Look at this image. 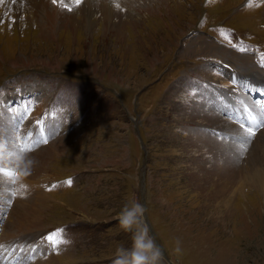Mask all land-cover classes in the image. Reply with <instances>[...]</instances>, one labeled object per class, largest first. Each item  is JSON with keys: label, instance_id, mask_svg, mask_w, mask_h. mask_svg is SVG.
Listing matches in <instances>:
<instances>
[{"label": "rangeland", "instance_id": "obj_1", "mask_svg": "<svg viewBox=\"0 0 264 264\" xmlns=\"http://www.w3.org/2000/svg\"><path fill=\"white\" fill-rule=\"evenodd\" d=\"M8 1L0 0V151L15 164L0 170V256L11 253L0 264H112L131 245L118 214L134 200L161 264H264V0H115L120 28L106 32L100 9L83 1L75 24L49 33L28 19L26 0H10L18 12ZM48 1L72 13L65 0ZM244 99L262 111L259 125L246 110L259 128L237 126ZM198 129L230 144L236 166L200 149ZM41 152L29 171L26 159ZM215 162L221 193L210 199ZM43 196L23 233L8 227Z\"/></svg>", "mask_w": 264, "mask_h": 264}, {"label": "bare ground", "instance_id": "obj_2", "mask_svg": "<svg viewBox=\"0 0 264 264\" xmlns=\"http://www.w3.org/2000/svg\"><path fill=\"white\" fill-rule=\"evenodd\" d=\"M26 1L30 5V7L32 5V8L34 10V11L27 12V13H30L32 15V17L31 18H28V19H31V20L33 19V22H34L33 24L36 25V27L39 29L40 33H47V32L49 33L51 30H54L55 27H58V26L65 27V26H68V25L72 24V22L73 23L76 22V20H75L76 14L78 12L82 14L83 9L80 8V7H83V6H81L82 3H83V1H85V3L88 6H89V4L90 5H93L94 4L95 5L94 7H97V8L100 9V14L102 15V18H103V24H102L103 31L106 32V31L111 30V29L114 30V31H118V29L120 28L118 26V28L115 29L114 28V25L115 24L112 23V20L114 18L119 19L120 18V14H121V13L118 12L119 3H117L115 0H105V6H103V5L101 6V5H99V3L96 4V2L93 3V2H91L89 0H81V2L79 4L77 3V0H65V2L67 4L70 3V5H71L72 13H70V14L68 12H66L61 7H57V8L49 7V4H48L49 1L48 0H26ZM131 1L132 0H121L120 1V4L125 5V7H127V4L130 3ZM150 1H152L154 3V4H152V7H154L156 5V3H158V0H150ZM11 2L9 0L7 3L6 2L5 3H6V5L8 6V8L10 10L15 11L17 9V7L14 6V5L12 6L11 5L12 4ZM17 2H18V0H17ZM263 7H264V4H263ZM20 8H19V10H20ZM84 9H85V7H84ZM88 10H90V9H88ZM148 10H150V9H148ZM86 12H89V11H85V13ZM90 12H92V11H90ZM125 12H126V10H125ZM17 14H19V13H17ZM30 14H28V15H30ZM40 15H44V18L41 21L40 20H37V19H34V17H37L38 18V16H40ZM126 15H129V14L126 13ZM45 18H46V20H45ZM80 19L82 20L83 18L80 17ZM56 22H58L59 24L56 23ZM83 22H86V21L83 20ZM226 56H228V55H226ZM249 102H250V100L244 99V105L243 106H241L238 103V105L240 106V109L239 110L243 113V115L240 114V112H238V107L234 106V108H237L236 110H234V115H235V118L237 119V124H238L237 126L246 128V130H247V128L250 125L253 126V127H255V128L258 127V125H256L250 118H247V116H246V110L252 111V113L257 118H259V125H260V123L263 124V121H262V111H260V109H257L256 107H253V106H251L250 108H245V106ZM201 107L203 108V105ZM200 111H202V109ZM203 115L205 116V112H203ZM227 127L230 128V125L227 126ZM231 128L233 129V127H231ZM232 129L229 130V133L231 135L230 139L234 140L233 138H236L237 137L238 132L236 130H232ZM248 130L250 132L251 129H248ZM192 133H193L194 137L197 139L196 141H197V145L199 146V148L202 149V150H204V151H206V152H208L209 154H211L214 157V160H217L218 158L221 159V155L227 156V154H232V152H230V150H234V148L232 146H230V144H225V143H221L220 144V143L216 142L215 140H212L209 135L204 134L200 129H198V130H192ZM257 136H258V138H264V130L262 132H260ZM244 137H246V135ZM233 146H235V148H238L239 147V142L236 140V143ZM1 147H3V146H1ZM7 149H9V148H7ZM6 151H8V150H6ZM6 151L5 152L0 151V170H4L5 172H7V173L10 174L13 171V166L15 164V160L13 159L14 160L13 161L12 159H10V156L12 155L11 154L12 152L10 153V152H6ZM44 156H45V153H42L41 152V153L35 154L34 156L28 157L26 159L27 169H29V171H31L34 167H35L34 170L37 169V168H39L40 165H41L42 159H44L43 158ZM216 162L220 163L219 161H216ZM216 162H215V164H216ZM225 162L227 163V165H232V166L235 165V163H236L233 160L232 157H228V158L225 157ZM203 164H205V163H203ZM225 171H226V168H225ZM202 173H204V172H202ZM209 176H211V177L213 176V178H216V180H214L216 182L215 183L213 182L215 184V186L213 185L215 187V192L213 193V195L211 194L210 197L208 196L210 199H213V198L217 197L219 195V193H221V187H220V185H221V182H220L221 181V166L219 164H216V166H214L213 168H211V170L209 171ZM6 179H7V176L0 177V182L3 183V184H6ZM42 199H44V196L38 202H33V203L31 202L32 204H31L30 207H33V208H31V209L29 208L30 210H28V212L23 213V215H21V216H18L17 215L18 217L17 218H14L12 220V222H10L8 224V227L10 226V229H17V232H20V233H21V230H22V233H23L24 232L23 230L25 229L24 227H26V223H28V221H29V223H32L33 220H36L39 217V215H40V210L39 209H41L42 208V205H43V202H42L43 200ZM17 208H19V207H17ZM33 210H35V211H33ZM31 212H32V214L30 215ZM26 216H28V217L25 218ZM35 223H37V222L35 221ZM35 223H33V225ZM36 226H37V224H36ZM10 254H11L10 252H6L5 254H4V252H2L1 253V256H0V260H4L5 258L7 259V257L10 256ZM10 259H12V258H10ZM4 263H5V261H4Z\"/></svg>", "mask_w": 264, "mask_h": 264}, {"label": "clouds", "instance_id": "obj_3", "mask_svg": "<svg viewBox=\"0 0 264 264\" xmlns=\"http://www.w3.org/2000/svg\"><path fill=\"white\" fill-rule=\"evenodd\" d=\"M145 206L138 200L126 203L118 214L121 230L131 234L130 247L117 248L112 264H161L164 254L145 221ZM181 252L180 241L174 249Z\"/></svg>", "mask_w": 264, "mask_h": 264}, {"label": "snow or ice", "instance_id": "obj_4", "mask_svg": "<svg viewBox=\"0 0 264 264\" xmlns=\"http://www.w3.org/2000/svg\"><path fill=\"white\" fill-rule=\"evenodd\" d=\"M80 2H81V0H77V3H78V4H79ZM52 3H53V4H56V3H57V0H52ZM251 134L254 135V134H255L254 131H252ZM49 239L51 240V239H53V237H49Z\"/></svg>", "mask_w": 264, "mask_h": 264}]
</instances>
